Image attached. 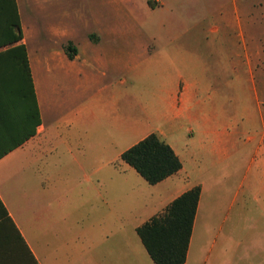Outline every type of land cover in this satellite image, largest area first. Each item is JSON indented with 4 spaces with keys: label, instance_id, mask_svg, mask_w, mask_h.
<instances>
[{
    "label": "crops",
    "instance_id": "crops-1",
    "mask_svg": "<svg viewBox=\"0 0 264 264\" xmlns=\"http://www.w3.org/2000/svg\"><path fill=\"white\" fill-rule=\"evenodd\" d=\"M21 26L40 125L0 158V264H156L137 229L196 186L185 264H264V139L239 178L256 137L240 145L237 113L210 94L238 90L243 71L264 91L260 50L245 70L238 54L217 52L220 76L207 77L200 58L173 50L130 62L68 47L31 54ZM152 134L182 164L155 185L122 160Z\"/></svg>",
    "mask_w": 264,
    "mask_h": 264
},
{
    "label": "rangeland",
    "instance_id": "rangeland-1",
    "mask_svg": "<svg viewBox=\"0 0 264 264\" xmlns=\"http://www.w3.org/2000/svg\"><path fill=\"white\" fill-rule=\"evenodd\" d=\"M18 8L31 54L71 46L124 53L130 62L139 53L173 50L200 58L210 69L207 77L220 76L221 50L238 54L244 70L247 53L264 54V0H18ZM240 76L238 90L210 93L222 92L224 107L237 113L240 145L256 137L240 154L239 178L264 139V91L247 88L248 73ZM127 78L134 82L131 74Z\"/></svg>",
    "mask_w": 264,
    "mask_h": 264
},
{
    "label": "trees",
    "instance_id": "trees-1",
    "mask_svg": "<svg viewBox=\"0 0 264 264\" xmlns=\"http://www.w3.org/2000/svg\"><path fill=\"white\" fill-rule=\"evenodd\" d=\"M22 39L17 0H0V158L33 136L40 125L28 53L25 44L20 43ZM122 160L151 185L182 168L172 148L155 134L128 149ZM200 193L201 187H194L137 229L156 264H185Z\"/></svg>",
    "mask_w": 264,
    "mask_h": 264
}]
</instances>
